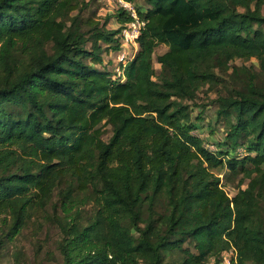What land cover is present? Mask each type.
<instances>
[{"label":"trees","instance_id":"obj_1","mask_svg":"<svg viewBox=\"0 0 264 264\" xmlns=\"http://www.w3.org/2000/svg\"><path fill=\"white\" fill-rule=\"evenodd\" d=\"M147 1L120 80L104 53L121 48L125 9L84 21L81 0H0V249L66 183V210L81 193L96 213L82 228L67 215L50 264H223L231 248L264 264V0ZM206 85L226 88L215 150L190 111Z\"/></svg>","mask_w":264,"mask_h":264},{"label":"rangeland","instance_id":"obj_2","mask_svg":"<svg viewBox=\"0 0 264 264\" xmlns=\"http://www.w3.org/2000/svg\"><path fill=\"white\" fill-rule=\"evenodd\" d=\"M136 7L146 10L149 6L147 0H134ZM118 6L114 0H81L79 9L72 11V15L79 13L80 17L87 20L88 17H93L95 20L103 22L104 19L117 11ZM264 13V6H263ZM116 24L115 18H111L108 22V27L113 28ZM127 49V47H124ZM167 47L160 45L155 52L154 65L157 71H160L161 65L156 61V55L166 51ZM118 50L104 53L105 67L113 70V66L119 61ZM114 61V63H113ZM235 65L245 63L247 65L254 64L258 69L256 59L244 61L236 59L233 61ZM225 92L223 86L214 88L208 85L201 88L198 96L190 102V111L192 120L197 124L198 128L193 130L199 133L201 137L209 143V147L215 150V146L220 141H224L227 131V123L223 117L218 115V93ZM104 138L107 140L112 134V126L104 124ZM240 152L243 148H238ZM222 182L225 189L234 195L237 191L236 185L240 176L230 174L227 168L219 170ZM229 173V174H228ZM228 174V175H227ZM67 184L63 183L60 188H57L42 205L35 207L28 217L24 228L12 239H6L0 249V264H50L58 256V245L61 240L60 223L64 222L67 215L73 214L76 216V222L82 228L93 220L96 213V206L92 200L79 193V202L77 206H73L70 210L63 202V197L60 194L65 190ZM158 210L163 211L161 207ZM5 215L0 214V229H7L8 224H11L10 216L8 220H4ZM67 221H69L67 219ZM211 260L210 263H213ZM140 264H143L142 262ZM220 264V263H219Z\"/></svg>","mask_w":264,"mask_h":264},{"label":"built area","instance_id":"obj_3","mask_svg":"<svg viewBox=\"0 0 264 264\" xmlns=\"http://www.w3.org/2000/svg\"><path fill=\"white\" fill-rule=\"evenodd\" d=\"M118 8H123L130 15V19L122 26L119 33L121 48L118 50V63L114 65L116 76L120 80L125 79L124 67L131 61L139 47V37L142 29L145 26V19L140 15L133 1L129 0H114ZM124 47H127L125 49ZM223 264L237 263V252L235 248H231L223 256Z\"/></svg>","mask_w":264,"mask_h":264},{"label":"crops","instance_id":"obj_4","mask_svg":"<svg viewBox=\"0 0 264 264\" xmlns=\"http://www.w3.org/2000/svg\"><path fill=\"white\" fill-rule=\"evenodd\" d=\"M115 20H116V19H115ZM119 25H120V24H119L118 21L116 20V24H115V26H114L113 28H117ZM113 63H114V61H113Z\"/></svg>","mask_w":264,"mask_h":264}]
</instances>
